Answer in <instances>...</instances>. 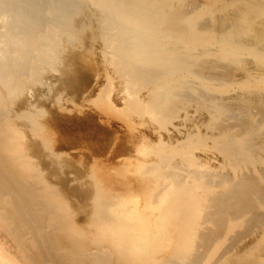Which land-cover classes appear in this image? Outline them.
Listing matches in <instances>:
<instances>
[{"label": "bare ground", "instance_id": "obj_1", "mask_svg": "<svg viewBox=\"0 0 264 264\" xmlns=\"http://www.w3.org/2000/svg\"><path fill=\"white\" fill-rule=\"evenodd\" d=\"M205 1L0 0V264H206L227 235L212 264H264V0ZM87 89L161 133L121 141V179L54 147L50 107Z\"/></svg>", "mask_w": 264, "mask_h": 264}, {"label": "rangeland", "instance_id": "obj_2", "mask_svg": "<svg viewBox=\"0 0 264 264\" xmlns=\"http://www.w3.org/2000/svg\"><path fill=\"white\" fill-rule=\"evenodd\" d=\"M172 1L175 4H179L180 3L181 6L186 7V6H188L186 4H188L191 0H188V1L187 0H172ZM229 1L230 0H221V1H217L218 3L216 2L214 4V6H213L214 7L213 8L214 9L213 15H214L215 18L216 17L218 18L221 15L222 16L225 15V13H227V10L229 11L230 8H232V9L234 8L235 5L233 4L234 5V6L232 5L233 7L231 6L229 9H226L225 8V13H224V7H225L226 4H229ZM245 1H249V0H245ZM199 2L205 3L206 1L205 0H201V1L199 0ZM222 2L224 4H222V6H221L220 3H222ZM202 6L204 7L205 5L203 4ZM215 6H216V9H215ZM222 11H223V13H222ZM262 16L264 17V15H262ZM262 22L264 23V18H263V21ZM175 45H177L180 49L182 48L181 46H183L179 42L178 43H175ZM243 58H244V60L245 59L246 60H249V58H251V57L249 55H246V54H242L241 55V59H242L241 63L243 64V66H245V64L247 62L244 61ZM248 64H249V62H248ZM248 64H246V65H248ZM241 68H242V65H240V67L237 70H233L234 72L232 71V73L230 75L233 79H235V81H238L239 78H240V76H241V71H242ZM236 78H238V80ZM193 80H196V79H193ZM101 81H104V80L102 79ZM212 81L215 82V83L217 82L215 79L212 80ZM235 90L237 91V90H239V88H235ZM88 91L89 90L87 89V91H85L84 93H76V95H75V97L73 99V102H72L73 104L71 102H69V101H66L65 103H67V104H65L63 102V104H62L61 107H59V106L58 107L57 106L56 107H54V106L53 107H50L51 110H52V113H51L52 116H55L56 118L54 117L53 118L54 121H51L49 125H50L51 129L55 132L54 133V136H55V134H57V136L60 137V138H57V136H55V138H57L56 139L57 141L54 140L55 141V144L53 143L54 144V147H56L58 150H60L62 152H66L69 156H72V157L75 156V155L78 156V154L79 155L80 154H84V155L86 154L85 155L87 157L86 160L88 159L87 162L89 164L92 162V159L95 158L97 161H99V163H98L99 166L98 167L102 169V172L103 171L105 172L104 175H106L108 177L109 174L111 173V174H113L116 177L115 179H117V180L119 178L121 179L122 178L121 176H119L118 174L114 173L113 169H111L110 167H108V165H110V163L112 161H113L112 163L115 164L113 166H117L116 162L119 163V161L122 160V158L124 157L121 154H123V152L126 151L125 148L127 147V145H126V143L122 144L121 141L122 142H125L124 138L127 139L129 137V135L131 136V134H132V136H131L132 138H135L134 135L136 136V134H137V136L139 135L138 137H141L140 135L142 134V140L143 141H146V140L147 141H149V140L150 141H152V140L154 141V139H156V136H157L156 134H157L158 130H155L154 123H152L151 121L146 120L144 118L141 119V120H137L138 118L137 119L135 118L137 116H134V115L133 116L131 115L132 117L130 116V118L128 117L130 120L123 121V120H121L120 118H118L116 116L111 115V116L108 117V116L104 115L103 113H100L99 110L94 106V104H92L90 101L85 100V98L90 99L91 97H93V94L95 93L94 90H92V89H90L89 92ZM233 91L234 90L222 92V91L218 90L217 88H214V89L209 90V92L211 93V95L213 94L215 97H220L221 95L222 96H226V95H228L229 93H231ZM64 105H65V107H63ZM80 105H81V107H80ZM236 112L238 113V111H236ZM197 113L198 112H195V110H194V106L193 107L192 106L188 107V109L186 111L185 110H179L177 116L172 119V121L173 122H176V123H174V124L171 123L172 125L176 126V127H174L176 130L175 129L173 130L172 129L173 128L172 125H169L168 124V126H169L168 128L172 127V128H170L171 129V131H170L171 133L169 132L171 138H169L170 136H168L167 133L166 134H163L162 133L163 136H166L167 137V138L166 137H164V138L171 139L172 140V135H174L173 138L176 137V135H178L176 138H178L179 136L181 137V134L183 135L184 131H186L187 128H189L192 124H194V125H196V126L199 127V125H200V123L202 121L201 119L203 118V115H202V113H199L200 115H202V118H201V117H199L200 115L197 114ZM131 119L132 120H135L136 119V121H131ZM139 119H140V117H139ZM137 121H140V122H137ZM230 122H231V120H230ZM130 123H132V124H130ZM135 123H137V124H135ZM177 123H178V125H177ZM129 124L130 125H133L134 124L135 127L134 126L132 127ZM95 126L97 128H95ZM85 127L86 128L88 127L89 130H88V128L86 129ZM92 128H94V130ZM127 128H128V130H130V134L128 133L129 131L127 130ZM135 128H137V129H135ZM177 128H179L178 129L179 132L181 130V132H182L181 134L177 131ZM200 128H201V131L203 129H204L203 132L206 131L204 127H200ZM234 128L237 129L238 127L235 126ZM76 129H81V131L80 130H76ZM101 129L102 130H105L106 129V130L105 131H102ZM263 129H264V127H263ZM91 130H93L92 132L94 134L91 132ZM131 131L134 132V134ZM101 132H102V135H105L106 137L109 136V137L106 138V140H104L101 137V134H100ZM107 132L109 133V135H107L108 134ZM173 132H174V134H173ZM158 133H160V132H158ZM67 134L69 135V137H68ZM74 134H76V135H74ZM97 134H99V135L97 136ZM124 134H127L128 136L127 135H124ZM80 135L82 136V138H81ZM92 136H94V137H92ZM105 136H103V137L105 138ZM91 137H92V139H91ZM97 137H98V140L100 138H102V140L101 139H100L101 141L100 140L99 141L98 140H95V139H97ZM138 137L135 138L134 142H140V140L137 141V139H139ZM145 138H146V140H145ZM72 140H74L75 143ZM77 140H79L80 142L77 141ZM131 140L133 141V139H131ZM96 141L98 142V144H97ZM93 142H95V143H93ZM99 142L100 143L102 142L101 143L102 145ZM103 142H107L106 143L107 145H105V147H103L104 146V143ZM209 142H210V144H209ZM115 144H118V147L120 149H121L122 146H124V148L122 147L123 152H122V149H121V151H120V149L118 150V148H116L117 145L115 146ZM121 144H122V146H121ZM211 144H212V139L211 138H208L207 139V146H211ZM89 145H91V146H89ZM262 146H263V149H264V142L262 143ZM85 148H86V150H85ZM99 149H100V151H99ZM115 149H117L118 152H117V150L115 151ZM263 149L260 150L261 152L259 151L257 154L262 153L261 156H263L264 155ZM80 152H83V153H80ZM208 152H209V154L211 153V151H208ZM117 154H118V156H117ZM214 155L213 154L208 155L209 157L212 158V159L209 160L212 163V164L210 163L211 166L214 164L213 165V169H215V171L225 172L226 171L225 168H221L219 166V161L220 160H215ZM100 163H103V164H100ZM106 163L107 164L109 163V164L107 165ZM109 179L112 180L114 178L112 177V178H109ZM78 214H76V221L78 223H80L81 221L83 222L84 214L82 212H79ZM253 236L251 234V235H248L247 237L241 238L240 241L238 242L237 248L238 249L239 248L241 249V245L243 243L244 244H248V240L249 239L252 240ZM228 237H229V235H227L225 237L226 240L223 241V243L218 247V250H216V252L214 254H212V255L209 254L210 255L209 256L210 259H209V261L206 262V264H212V262H214V260L218 257L219 253L222 251V249L225 248V246H226L225 244L228 243V239H227ZM251 240H249V243L251 242ZM245 242H247V243H245ZM238 249H235L234 252L237 251ZM252 251L254 252V250H252ZM246 253H250V250L247 249L246 250Z\"/></svg>", "mask_w": 264, "mask_h": 264}]
</instances>
